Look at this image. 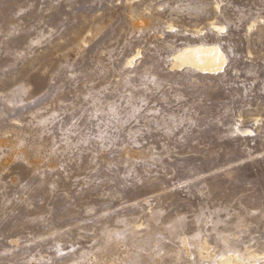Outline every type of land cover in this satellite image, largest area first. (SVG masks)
I'll return each mask as SVG.
<instances>
[{"label": "rangeland", "instance_id": "rangeland-1", "mask_svg": "<svg viewBox=\"0 0 264 264\" xmlns=\"http://www.w3.org/2000/svg\"><path fill=\"white\" fill-rule=\"evenodd\" d=\"M197 44L222 72L172 69ZM247 251L264 254V0H0V264Z\"/></svg>", "mask_w": 264, "mask_h": 264}, {"label": "bare ground", "instance_id": "bare-ground-1", "mask_svg": "<svg viewBox=\"0 0 264 264\" xmlns=\"http://www.w3.org/2000/svg\"><path fill=\"white\" fill-rule=\"evenodd\" d=\"M215 28L217 30H222V28L216 26ZM131 63H133V61L129 62V64ZM226 63V55L224 54L221 47L215 44H197L193 46H187L175 52L171 57L172 69L179 71L189 69L208 75H215L222 72L226 66ZM206 244L200 246V251L198 250V254L201 257L209 258V246L207 247ZM184 245L187 246V241H184ZM214 264H264V254L259 255L256 252L247 251L244 256H241L239 253L236 255L233 254L229 256H222L218 261L216 260Z\"/></svg>", "mask_w": 264, "mask_h": 264}]
</instances>
